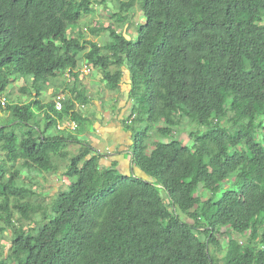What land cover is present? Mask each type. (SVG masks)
<instances>
[{
  "label": "trees",
  "instance_id": "obj_1",
  "mask_svg": "<svg viewBox=\"0 0 264 264\" xmlns=\"http://www.w3.org/2000/svg\"><path fill=\"white\" fill-rule=\"evenodd\" d=\"M111 1L0 0V237L11 235L0 264H218L210 247L220 230L224 264H264V65L253 61L264 55V0H127L144 18L134 40L114 24L89 28L108 33L103 45L74 37L95 4ZM236 48L251 65L232 81ZM80 61L109 90L126 80L113 114L131 107L127 151L108 154L109 166L80 140L93 126ZM11 78L23 93L32 83L34 102L2 106ZM47 87L57 100H41ZM65 120L72 130H60ZM186 126L188 143L176 136ZM62 166L69 186L41 212L21 173Z\"/></svg>",
  "mask_w": 264,
  "mask_h": 264
},
{
  "label": "rangeland",
  "instance_id": "obj_2",
  "mask_svg": "<svg viewBox=\"0 0 264 264\" xmlns=\"http://www.w3.org/2000/svg\"><path fill=\"white\" fill-rule=\"evenodd\" d=\"M117 0H112L108 4H106L105 8L102 6L95 4V13L91 16L83 18L73 29L75 31L74 37H76L78 32H83L85 34V39L92 40L93 42H97L100 45H103L108 40V33L103 32L99 34V36H92L89 32V28H97L99 26L108 27L110 24H114L115 30L124 34L127 38H131L134 40L136 37V31L140 25L144 24L143 15L137 5L129 8L127 6V0H118L123 2V9L119 8V4L116 3ZM259 1V0H256ZM117 13H121L123 18V22L116 23L114 19H112V15ZM264 16V11L261 13ZM80 30V31H79ZM243 50L241 48H236V53L231 60V65L227 71V76L229 79L234 81L242 72L247 70L251 61L245 59L242 55ZM253 61L258 62L264 65V55L261 51H258L253 56ZM79 68L83 75L79 78V81L82 86H85L87 89V96L90 98L91 102L88 106L81 107V111L83 115H85L90 122H93V126L90 129V132L80 137V140L87 142L89 145H92L98 151L104 154L103 163L105 166H109L111 164V160L108 157L110 154L112 157L116 156L122 158V153H126L127 151V142L128 135L127 133L122 132L123 126L121 125V120L129 119L133 116L130 109L123 110L120 116L115 117L114 110L115 108H120L121 110L124 107L125 101L127 100L126 95V80L123 78L119 85L118 90H109L105 83L101 80L102 75L100 72H96L95 74L89 75V72L84 71V65L82 61H80ZM116 67L112 66L110 68V72H114ZM25 89L27 92H22L23 87V79H15L11 78V84L8 86L5 91L4 98H6L5 103L8 102H27L29 100V96H32V102L35 100V92L33 91V85L30 81H28ZM79 82V83H80ZM74 84L73 80L70 81V86ZM80 86V84H79ZM50 88V89H49ZM52 89V92L50 91ZM254 96L258 94V92L252 93ZM42 101L47 103L51 100H57L53 95V88L47 87L45 92L43 93V97H41ZM38 120L41 121L39 117ZM139 125V124H138ZM136 125V126H138ZM60 130H72L73 124L69 123L65 120L60 126ZM143 127H141L142 129ZM179 130L181 133H178L176 136L182 140L184 143L189 142V132L191 128L188 126L180 127ZM156 137L152 134L153 141ZM68 152L70 156L78 153V148L76 147H68ZM107 156V157H106ZM2 157L0 151V158ZM127 168V164L125 163V167L118 166V171H124ZM64 166L61 167V173L59 175L53 174H42V175H28V173L24 170L22 171V179L27 189H32V192L36 193L35 196L31 197V201L35 205H39L41 207V212L49 211L51 205L54 203L56 196L61 191H66L69 186V182L63 176ZM103 180H107L109 183H112V178L108 176L105 172L103 176ZM18 217L16 216V219ZM180 218L188 223L193 224L190 218L181 215ZM36 225L40 224L39 219H36ZM42 224V223H41ZM3 226V223L0 222V227ZM33 226V225H32ZM216 241L219 243V248L210 247V249L214 252L216 258L218 259V264H224L225 256L227 252V243L228 236L225 230H220L216 236ZM11 241V235L6 232L0 237V258L3 259L7 256V252L9 250ZM6 264H12L9 261H6Z\"/></svg>",
  "mask_w": 264,
  "mask_h": 264
},
{
  "label": "built area",
  "instance_id": "obj_3",
  "mask_svg": "<svg viewBox=\"0 0 264 264\" xmlns=\"http://www.w3.org/2000/svg\"><path fill=\"white\" fill-rule=\"evenodd\" d=\"M84 71H87V72H88V69H86V67H84ZM65 78L69 79L70 77H69L68 74H66V75H65ZM4 105H5V101L2 100V106H4ZM57 109H60V105H57Z\"/></svg>",
  "mask_w": 264,
  "mask_h": 264
},
{
  "label": "crops",
  "instance_id": "obj_4",
  "mask_svg": "<svg viewBox=\"0 0 264 264\" xmlns=\"http://www.w3.org/2000/svg\"><path fill=\"white\" fill-rule=\"evenodd\" d=\"M52 92V89L50 90ZM43 97V96H42ZM42 100V99H41ZM116 157V156H115ZM115 161H121L122 159H124V156L122 155V158H119V157H116L114 158ZM123 165L120 166V168L122 167ZM124 167V166H123Z\"/></svg>",
  "mask_w": 264,
  "mask_h": 264
},
{
  "label": "clouds",
  "instance_id": "obj_5",
  "mask_svg": "<svg viewBox=\"0 0 264 264\" xmlns=\"http://www.w3.org/2000/svg\"><path fill=\"white\" fill-rule=\"evenodd\" d=\"M2 100H4V99H1V104H2ZM5 101V100H4ZM5 106V105H4Z\"/></svg>",
  "mask_w": 264,
  "mask_h": 264
}]
</instances>
